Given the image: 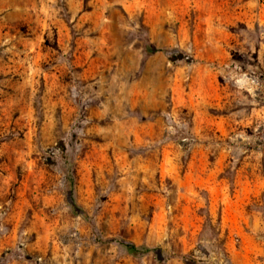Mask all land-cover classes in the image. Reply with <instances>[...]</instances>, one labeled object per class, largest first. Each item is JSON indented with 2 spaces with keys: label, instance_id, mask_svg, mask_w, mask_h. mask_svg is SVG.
Segmentation results:
<instances>
[{
  "label": "rangeland",
  "instance_id": "rangeland-1",
  "mask_svg": "<svg viewBox=\"0 0 264 264\" xmlns=\"http://www.w3.org/2000/svg\"><path fill=\"white\" fill-rule=\"evenodd\" d=\"M0 264H264V0H0Z\"/></svg>",
  "mask_w": 264,
  "mask_h": 264
},
{
  "label": "trees",
  "instance_id": "trees-1",
  "mask_svg": "<svg viewBox=\"0 0 264 264\" xmlns=\"http://www.w3.org/2000/svg\"><path fill=\"white\" fill-rule=\"evenodd\" d=\"M131 249H133V248L131 247Z\"/></svg>",
  "mask_w": 264,
  "mask_h": 264
}]
</instances>
